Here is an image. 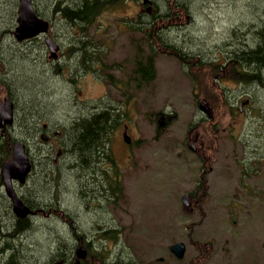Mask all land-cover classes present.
<instances>
[{
    "label": "rangeland",
    "instance_id": "rangeland-1",
    "mask_svg": "<svg viewBox=\"0 0 264 264\" xmlns=\"http://www.w3.org/2000/svg\"><path fill=\"white\" fill-rule=\"evenodd\" d=\"M52 1L58 3L61 0H34L37 9L43 14L51 13ZM151 1L154 2V0ZM183 1L190 6V22L182 32L183 34L185 32V36L175 38L176 42L174 43L184 51L209 52L205 55L214 56L220 55L225 49L230 51L234 48L240 49V44L243 43L248 47H253L258 41L257 35L254 33L264 29V0ZM64 2L67 5L66 0H63L61 4ZM141 2L142 0L139 2L128 0L123 4L111 7L109 12L100 17V21L96 25L102 30V34L98 35L109 40L106 44L110 48L107 52L108 57L105 59L108 64L105 65H109L113 61L114 63H123L122 71L116 68L112 73L125 82H128L127 79L133 66L135 44H141L140 37L142 36V34L131 33L126 22L127 18L137 19ZM156 2L164 4L165 0H156ZM17 5L18 0H0V56L10 66L7 71L10 74L11 88L17 99H20L22 106L31 98L39 100L35 107L43 110L47 120L44 121L42 115L39 119L31 118V122L48 123L55 128L68 127L70 120L76 116L74 106L76 104L73 101L77 92L73 83L67 84L59 75V65L71 61L78 64L80 54L69 59L67 49L79 41L81 34L74 27L66 28L62 19L55 20L53 24L57 38L62 42L67 53L58 62L42 60L37 51L39 40L18 43L12 36V31L16 26ZM145 14L143 18L146 17ZM257 23H260V27ZM97 47L100 49L99 44ZM164 52H168V54H164ZM23 56L30 58L22 59ZM178 59V55L160 48V55L155 63V79L141 91L131 88L133 99L129 103L123 104L127 114L124 116L121 126L112 136L110 144L112 154L109 156L111 163L119 167L115 172L112 169V176L117 177L124 188L122 196L124 202H121V198L119 199V204L124 206V211L118 210L116 220L120 223L117 224L126 228L125 243L140 247L135 248V257L142 258L143 255L144 262L176 264L170 259L167 262L164 259L165 261L162 263L158 261V258H169V246L174 242H184L187 247L184 264H202L195 260L197 246L195 243L199 244L212 237L217 243V247L222 246L223 250L217 264H264V196L250 193L249 188L243 187L237 181L238 172L234 168V150L237 146L228 141L231 132H223L227 121H222L221 128L215 134L207 128H202L200 123L191 130L199 118L205 115L196 104L199 99L208 101L206 105L210 115H226L225 118H227L232 113L231 107H220L223 106L222 103H218L220 106L214 108L208 93V89L214 87L213 92L218 93V99L224 97L225 92L221 91L222 88L219 89L220 84H214L213 78L219 73L228 77V71L224 74L220 72V69L214 71L208 67H199L190 71L193 73L192 77L190 72H187L186 66H182ZM50 67H54V74ZM77 71L78 73L83 72ZM109 72L99 71L97 74L105 78L107 73L108 80H110L112 73ZM12 75L15 82L18 80L30 81L28 86L34 88L30 91L31 93L18 88L19 85L12 81ZM260 77L264 82V73ZM88 84L85 82L82 86L80 98L88 101L89 104L80 106L81 109H89L90 112L98 111L101 108L94 104L102 101H109L119 104L118 107L121 106L124 97L116 88L109 86L110 90L107 93L106 87L107 95L103 97L105 83L97 84L93 88ZM224 84L229 86L225 91L236 105L235 99L240 95L238 88L231 90L235 85L229 81ZM256 92L259 94L257 100L264 105V84L257 86ZM167 115L174 117L170 123L165 122L168 120ZM124 125L129 126L128 134L132 139L131 144H127L123 140ZM159 126L164 127L163 130H160L162 131L160 134ZM13 132H18V130ZM65 139L66 137L63 140L65 141ZM68 143L65 141L67 151L69 150ZM192 143L197 146L195 151L189 148ZM50 149L51 144L43 147L45 152ZM54 151L52 150L53 156ZM66 156V159L57 165L62 168L57 181L60 195L64 196L62 204L67 206L65 207L68 212L82 215L80 218L82 225L80 228L76 227L79 229L75 230V233L98 242L101 239L100 235H104V233L98 231L91 233L94 226L91 210L87 211L86 216L81 214L84 206L79 211L77 208L78 198L75 197L80 195V182L82 185L85 184L84 181L88 180V175L76 167L79 159L75 160L74 164L77 165L74 169H69L68 164L72 163V158L71 155ZM206 157L209 159L208 166L213 167V172L208 178L212 187L208 191L210 198L197 203L198 208L205 213L200 216L197 213L198 210L195 209L191 213L190 206L184 207L181 197L196 186L198 177L194 173L197 172L196 168L199 164L205 162ZM36 158H39L38 154ZM191 164L196 168L190 167ZM106 168H109V165H106ZM224 169L227 171H220ZM42 172L43 166L38 165L37 177L40 178V181H44ZM40 181L33 184L36 189L34 194H38L34 198L38 202L42 201V209H46L45 204L52 194L48 195L41 191L53 184L47 183L43 186ZM256 186L264 188L260 184ZM86 187L84 189L83 186L84 191L93 195L92 193L95 192L93 185ZM27 188L21 189L27 191ZM251 189L255 190L253 187ZM89 203L91 204V202ZM1 214L6 217L5 220L11 226V231L14 230V218L5 211V208L1 209ZM234 216L237 218L235 223L231 222V218ZM99 219L95 222H98ZM56 226L58 225L54 218L46 216L43 212L30 217L28 229L33 230L20 237V242L23 244L22 250L25 249V246H29L33 250V252H29L30 257L27 264H46L47 260L59 255L56 253L60 250L61 241L55 243V237H60L64 245L74 244L77 237H71L62 224L61 227ZM192 227L194 228L191 229ZM84 230L89 234H84L82 232ZM125 243L119 238L116 254L113 256L115 259L113 264L124 261L123 257L129 253ZM74 249L68 250L66 255L68 264L72 262L71 253ZM94 251L97 253L99 249Z\"/></svg>",
    "mask_w": 264,
    "mask_h": 264
},
{
    "label": "trees",
    "instance_id": "trees-1",
    "mask_svg": "<svg viewBox=\"0 0 264 264\" xmlns=\"http://www.w3.org/2000/svg\"><path fill=\"white\" fill-rule=\"evenodd\" d=\"M62 1L63 0L59 1L58 3L52 1L53 8L51 9V13L46 12V14L45 13L43 14L39 10L38 12L42 16L50 19L52 34L54 36L57 35L53 22L55 20H61V19L64 21V25L66 28L74 27L78 30V33L81 34L79 41L75 42L70 46L69 49H67L68 50L67 57L69 59H71L74 56H78L80 54L79 55L80 64L79 63L74 64V66L76 67L80 66V71H84L81 70V68L85 69V68H93L95 66H98V64L101 61V58L106 53V49L103 47L102 42L98 38H96L98 34H102V30L100 27L99 29L101 31L95 30L97 19L100 16V14H102L106 9L109 10L111 7H114L118 4H122L124 1H128V0H66L67 5L65 4V2L61 4ZM134 1L138 2V0H134ZM174 1H176L177 3H183V4L185 3L183 0H174ZM127 21L129 23V27L136 32L137 31L141 32L142 27H144L145 29V31L143 32V36L140 38L141 44L135 45L134 48V59L137 62L135 63L133 68V72H134L133 75L135 77H137L138 75L139 79L147 85L155 79L156 68L154 61L156 54L159 51L157 47L160 45L163 46L164 43L163 42L158 43V41L156 40L154 33L151 30L152 26L150 22L147 21L144 22V24H141L138 22L132 23L131 19H128ZM257 24H259L258 27H260V23ZM146 29L148 30L146 31ZM87 35H89V37H86ZM254 35H257L256 39L258 40L255 46L248 47V45L243 43L240 44L239 47L240 49L234 48L232 51L244 50L248 52L247 54L242 55V57L240 58L241 63L239 64V66L251 67L250 69L253 71V73L252 75H247V76H244V74L239 73L241 80L245 81L246 83L248 82L251 83L253 81H256L257 86H262L263 84L260 82H263V80L262 77L260 76L261 74L264 73V29L262 28V31H257L256 33H254ZM254 35L252 37L253 39H254ZM95 42L99 45L101 44L100 49L97 47V44ZM178 46L179 45L177 44L167 45L169 50L176 53H178L180 50ZM37 48H38L37 51L39 53L38 55L41 56L40 59L50 61L47 57L46 47L44 46L41 40H39V47ZM67 50L65 51V53H67ZM225 50L231 52L228 49ZM192 52L193 54H190L189 57L181 59L183 66L184 67L186 66L187 72H190L191 70L199 67L200 68L208 67L209 69L211 68L215 71V69H219V67L222 65L220 61H223L226 63L225 67L228 69V74L230 75V77L234 79V75L236 76L237 72L236 73L234 72V68L237 67V65L234 64L233 61L235 59L234 57L228 55L227 58L226 57L216 58L212 55L206 57L205 54L201 55L198 54L199 52L197 53L194 51ZM204 56L206 57V59L204 58ZM21 58L27 59L30 57L23 56ZM8 67L10 66L7 65L6 61L0 56V95L1 96L6 95L10 99H12L15 103V110H16L15 113L16 117L14 124L12 126L7 127L5 131L0 129V204H1L0 208L1 209L5 208V211L9 213L10 216L15 220L13 224L14 230L11 231V226L5 220L6 217H4L3 214H1V209H0V264H25V263L27 264L30 257L29 252H33V250L31 249V247L29 248V246H25V249L22 250L23 244L20 242V237L25 236V233L28 234L30 231L33 230V229L32 230L28 229L30 225V217L32 215L24 218H18L13 213L11 201L7 197L3 188V182L1 178L2 165L5 161L11 159L13 143L17 140L24 141L27 144V150L30 153V158L32 161V172L29 175L27 182L25 183V185L22 186V188L33 186L30 189L29 194L34 197H37L38 195V194H34L36 192L34 185L35 183L40 181V178L38 179L37 177L38 165L43 166L42 177L44 181H40V183L43 186H45L47 183L53 184L49 188H44L41 191L42 193L45 194L47 193L48 195L49 194L55 195L60 193L57 181L60 178L62 168L54 164L52 148L46 152L43 150L45 144H43L38 137V132H40L41 123H39L38 121L35 123L31 122V118L36 117L39 119L42 117V115L44 116L43 110L35 107L36 104L39 103V100L35 98H31L26 103L27 105L25 104L24 106H22L20 104L21 101L20 99H17L9 82L10 74L7 71ZM50 68L53 71L54 67H50ZM85 70L87 71V69ZM73 71L74 70H72L70 73L72 74ZM61 73L62 72L59 71L60 76ZM55 74H57L56 71ZM189 74L193 77L192 72H190ZM12 78H13L12 81L19 85L18 88L23 89L25 92L31 93L30 91L34 89L28 86L30 81L22 82L21 80H18L16 78L18 82H15V78L13 75ZM213 89L214 87H210L208 89V93L211 98V102H213L214 108L216 106H220L218 103L223 104V106L220 107H227V106L231 107L230 105H228L229 101L226 100L227 98L223 97L222 99H218L219 95L218 93L213 92ZM123 95H125V93ZM131 98H132V94H130L129 97H127L126 102H129ZM228 98L229 100L231 99V97ZM86 104H89L88 101L82 103L81 105H74L76 108L75 110L76 116H74L70 120V124L68 127L62 128L63 136H64L63 138L66 137L65 141L69 142L67 144L69 150L67 151L66 147H64L65 153H67L65 154V156L71 155L72 158L71 159L72 163L68 164V168L74 169L75 165L78 164L76 167L82 169L84 172H86L85 174L88 175L87 177L88 180L84 181L85 185L84 184L82 185L81 184L82 182H80V186H79V188L81 189L80 195H91V193L88 194L87 192L84 191L85 186L88 187L91 185H93V188L95 190V192L92 193L93 195L98 193L101 194L111 193L112 195L122 194L123 185L121 184L119 179L115 176H112V173H109L106 168L101 169L100 166L102 164H105L110 154H112L111 146H110L112 141V136L116 131V129H118L121 126L122 122L124 121V116L127 114V112L124 110L123 103H121V106L118 107L119 104H115V103L113 104L109 101H102L100 103L94 104V105H98V107L101 108L98 111H94V112L93 111L90 112L89 109L85 110L80 108V106ZM168 116L169 115H167L168 120H166V123H170L171 119L172 118L174 119L173 116L171 117ZM163 129L164 127L159 126L158 128L159 134L162 133V131L160 130ZM14 130H18V132H13ZM37 154L39 155V158H36ZM76 159H79V162L77 164H74ZM101 161L103 162L100 163ZM112 169L113 172H115L119 169V167L116 164H112ZM91 178L93 179L91 180ZM108 180L111 181V184H108ZM94 181H97V183H94ZM20 194L24 202L27 205H29L32 209H34L32 205L33 201L29 199L31 196L30 195L28 196L27 191L22 190ZM82 205L85 206V203H82ZM90 210L91 207L86 211H90ZM109 234H110L109 232L104 233L105 236H108ZM29 244L31 245V243ZM32 244L36 245L35 243ZM56 257L64 258L65 261L67 260V257L63 255H57L52 259H55ZM32 260H34L35 262L37 261L36 259H32Z\"/></svg>",
    "mask_w": 264,
    "mask_h": 264
},
{
    "label": "flooded vegetation",
    "instance_id": "flooded-vegetation-1",
    "mask_svg": "<svg viewBox=\"0 0 264 264\" xmlns=\"http://www.w3.org/2000/svg\"><path fill=\"white\" fill-rule=\"evenodd\" d=\"M163 6V7H162ZM140 10L137 14V19H133L132 22H138L141 24H144L145 15H148V18H151L152 22V32L154 33V36L158 43H164L163 46L167 47V45H173L176 44L175 38L185 36L182 33L185 31L187 25L190 22V6L187 2L183 3H177L176 1L172 0H165L164 4H160L154 0L153 6L151 10H147L143 4L139 5ZM145 31L144 27L141 28V32L143 33ZM143 35V34H142ZM56 37V40L58 41L60 45V51H59V59H63L66 55L64 45L62 42ZM101 40H104L103 36H101ZM106 42H109V40H105ZM161 46V45H160ZM159 46V47H160ZM180 49L178 53L173 52V54L178 55L180 59L189 57L190 54H193L192 51H184L180 46H178ZM208 52L202 53L199 52L198 54H207ZM164 54H168L164 52ZM247 54V52H244L242 50L237 51H226L223 50L220 55H214V57L222 58V57H228L232 56L235 59L234 64L237 65V67L234 68V72L236 76L234 75V79L230 78V75L228 77H224L223 75H220V73L213 78L214 84L216 85L219 83L220 87L222 88V92H225L226 94V87L229 88V86L225 85L224 82L229 81V83H233L235 87L231 89L238 88L239 90V96L235 99L236 100V109L233 111V114H230L226 117L225 116H216V115H209L205 114L202 115L199 118V121L195 123L194 126L191 127V130L195 129L197 127V124L200 123L201 127L207 130H211V133H216L220 128L222 121H227V125L225 128H223V132H231L230 137L228 136V141L231 142L232 145H236L235 147V156H234V168L238 172V183L241 184L243 187L246 186L249 188L248 190L250 193H258L261 196H264V188L260 186H256L257 184L264 186V105H262L257 99H259V94H257V86L254 85L256 81H253V83H246L245 81L241 80L239 73L244 74V76L252 75L253 71L250 69L251 67H240L239 64L241 63L240 58L242 55ZM228 55V56H227ZM207 57V56H206ZM204 56V58L206 59ZM58 60H56L58 62ZM143 62V61H142ZM79 63V62H78ZM80 64V63H79ZM61 76L66 81L67 84H74L76 89V98L74 99V104L81 105L85 101L80 98L82 94V86L84 83H89L88 86L95 87L97 84H103L113 86V83L108 80L107 73L105 75V78H102L98 76L99 71H105L112 73L114 66V61L109 63V65H102L100 64L98 67L95 66L93 68H85L87 71L83 68L81 70H84L83 73H79L80 66L76 67L74 66V63L67 62L64 64L59 65ZM226 63L222 61V65L220 66V72L224 73L228 71V69L225 67ZM83 67V66H82ZM70 72L72 70L73 73L71 76L69 75L68 71ZM119 70V69H118ZM112 76V74H110ZM128 80V79H127ZM260 82V81H258ZM264 84L263 82H260ZM125 84V83H124ZM131 87H137L138 90H142L144 87L143 81L137 77L135 80L131 79L130 84ZM106 87V86H105ZM80 90V92H79ZM228 96V95H227ZM234 100V101H235ZM246 100V102H243L241 104V101ZM201 101L198 100L196 104L198 105ZM219 119V120H218ZM46 124V127L43 128V132L48 136V143L50 142L52 145H55L56 148L60 147L62 148V155L60 158L64 157L63 160L66 159L65 156V141H61L63 136L62 128H55L54 126H50L48 123ZM216 138L218 136L216 135ZM64 139V138H63ZM194 144V143H192ZM191 145V144H190ZM196 146V144H195ZM190 148V147H189ZM197 148V146H196ZM203 154H205L203 152ZM59 158V159H60ZM62 160V161H63ZM208 157L205 158V162H201L199 166L196 168L192 164L190 167H194L197 169V172L194 173L198 177L196 179V186L190 190L189 192H185L189 195L190 200L192 202V209H190V212L193 213L194 210H198L197 213L200 214V216L205 215L203 210H200L197 206V203L208 200L210 198V195L208 192L209 189L212 187L209 184L208 178L209 175L213 172V167L208 166ZM101 161L100 163H102ZM105 162V161H104ZM106 165H109V168H106ZM100 168H106L109 173L112 172V165L109 161H107L105 164H102ZM227 169H229V166H227ZM221 172H226L227 170H220ZM18 187V184H16V188ZM254 188L255 190H252L251 188ZM260 189H263L262 191H259ZM78 198L79 204L77 205L78 210L80 211L82 209V203L85 202L84 210H82L81 214H84L86 216L87 209L91 207V214H92V220L94 221V226L92 227L93 232H100V233H107L110 234L108 236L100 235V241L101 244H97L94 239L91 238H84L82 236H78L79 234L75 233V230H78L81 225L82 221L80 222V218L82 215L80 214H74L70 213L66 210V205L64 203L62 204V199H64L63 195L55 194L49 197V201L45 204L46 209H42V202L41 207L37 210L32 209L29 205V207L34 212H43L46 216L52 217L55 220V223L58 226H61V224L68 228L72 234H74L76 238V242L73 245H64L60 237H55L56 241L55 243H60L59 246L60 250L56 253L59 255L66 256L68 253V250H73V264L75 263V252L78 248L83 247L87 251V257L85 259H82L79 264H113L115 259L113 258L117 246H118V240L119 237L126 242L125 240V229L122 226H120L117 223H120L116 220V217H118L117 212L118 210L120 212L124 211V206L122 204H119L118 201L115 203L116 200H118L119 196H114L111 193L109 194H95V195H78L75 196ZM121 197V202H124ZM91 202V204L89 203ZM66 206V207H65ZM76 204L73 205L75 208ZM196 207V208H195ZM237 208V206H235ZM78 212V211H77ZM37 213V214H38ZM101 218V219H99ZM97 219L98 222H95ZM237 218L234 216L231 218V222L235 223ZM15 222V221H14ZM13 222V223H14ZM60 223V224H59ZM56 226V227H58ZM79 226V228H76ZM111 226V227H110ZM198 226V225H197ZM192 227L191 229H193ZM95 229V230H94ZM113 229V230H112ZM84 234H88V231H82ZM91 231V233H93ZM82 235V234H81ZM112 235V236H111ZM88 236V235H87ZM154 240V239H153ZM217 243L214 241L212 237H209L208 240L203 241L198 244V242L195 243L196 246V254H195V260L196 262H201L202 264H217L219 261V258L223 254L222 246L217 247ZM69 246V248H68ZM103 246V247H102ZM125 246L129 253H127V256L123 257L124 261H121L119 263L115 264H154L151 262H144V257L142 255V258H136L135 257V250L137 248H140L139 246L134 247L133 245H129L125 243ZM194 246V245H193ZM102 247V248H101ZM68 248V249H67ZM101 251L95 252L94 250L99 249ZM136 248V249H135ZM154 249V248H153ZM187 250V248H186ZM89 257V259H87ZM146 257V256H145ZM166 260V259H165ZM164 259L161 260V258H158L159 262H164ZM167 261V260H166ZM67 263V260L65 262Z\"/></svg>",
    "mask_w": 264,
    "mask_h": 264
},
{
    "label": "water",
    "instance_id": "water-1",
    "mask_svg": "<svg viewBox=\"0 0 264 264\" xmlns=\"http://www.w3.org/2000/svg\"><path fill=\"white\" fill-rule=\"evenodd\" d=\"M148 2L149 0H144L145 4ZM17 13V26L13 31V35L18 41L31 39L48 32L49 22L37 15L33 6V0H19ZM46 44L51 52L50 57L57 58V51L59 49L57 43L54 40L47 38ZM200 108L204 112H207V108L204 103H200ZM14 117L15 110L12 100L8 97H5L4 100H2L0 97V128L5 129L7 126L12 125ZM124 137L127 142L130 141V137L127 134V127L124 131ZM42 139L46 141L47 138L45 135H42ZM191 147L195 149L194 145H191ZM60 152L61 150L59 149L55 156V160H57ZM31 168V161L26 151L25 143L22 141H16L13 145L12 158L3 164L1 175L6 194L12 201L13 212L20 217H25L31 212V210L16 193L13 181L17 180L20 183H25L26 177L31 171ZM182 201L185 206L190 205L189 196L187 194L183 196ZM170 249L177 257L182 258L184 256V243H176L172 245ZM86 255L87 253L84 248L80 247L77 249L76 264H79V260L85 258ZM63 262V260H59L51 264H63Z\"/></svg>",
    "mask_w": 264,
    "mask_h": 264
},
{
    "label": "bare ground",
    "instance_id": "bare-ground-1",
    "mask_svg": "<svg viewBox=\"0 0 264 264\" xmlns=\"http://www.w3.org/2000/svg\"><path fill=\"white\" fill-rule=\"evenodd\" d=\"M167 1H168V0H167ZM162 7H163V6H162ZM248 83H249V82H248ZM252 83H253V82H252ZM45 120H47V118H45V116H44V121H45ZM42 121H43V119H42ZM65 127H66V126H65ZM112 132H113V131H112ZM2 134H3V133H2ZM22 137H23V136H22ZM36 139H37V138H36ZM32 145H33V144H32ZM38 149H39V148H38ZM40 150H41V149H40ZM103 152H104V151H103ZM33 155H34V154H33ZM47 166H48V165H47ZM41 169H42V168H41ZM57 171H58V170H57ZM47 174H48V173H47ZM84 185H85V184H84ZM32 187H33V186H32ZM32 187H31V188H32ZM31 188H29V189L27 190V194H28V196L30 195L29 193H30V189H31ZM55 190H56V189H55ZM78 194H79V193H78ZM30 196H31V195H30ZM2 198H3V197H2ZM35 198H36V197H35ZM35 198H34V196H31L29 199L33 201V204H32V205H33V208L37 210V209H39V208L41 207V202H42V201H41V202H38V201H36ZM2 203H3V202H2ZM6 205H7V204H6ZM0 206H1V204H0ZM4 207H5V206H4ZM29 208H30V207H29ZM0 209H1V208H0ZM30 210H31V212H30L28 215H26L25 217L30 216V215H32V216L37 215L38 212H34L31 208H30ZM15 216L18 217V218H24V217H20V216H18V215H16V214H15ZM92 221H93V220H92ZM60 227H61V226H60ZM62 228H64V227H62ZM64 229H66V231H67L68 233H70L71 237H72V236H75L74 234L71 233V231H70L68 228L65 227ZM60 230H61V228H60ZM88 230H89V229H88ZM94 230H95V229H94ZM84 231H85V230H84ZM63 232H64V231H63ZM86 232H87V231H86ZM92 232H93V230H92ZM68 233H67V235H68ZM95 233H96V231H95ZM64 234H65V233H64ZM88 234H89V233H88ZM62 235H63V234H62ZM70 235H68V236H70ZM80 236H82V235H80ZM91 237H92V236H91ZM94 237H95V235H94ZM96 238H97V237H96ZM68 239H69V238H68ZM73 239H74V238H73ZM73 239H72V240H73ZM65 241H66V240H65ZM73 241H74V240H73ZM96 241H97V240H96ZM68 242H69V241H68ZM75 242H76V238H75ZM75 242H74V244H75ZM69 243H70V242H69ZM71 243H72V242H71ZM97 243H98V242H97ZM98 244H99V243H98ZM70 245H71V244H70ZM102 247H103V246H102ZM99 251H100V250H99ZM115 254H116V253H115ZM46 257H47V256H46ZM44 259H45V258H44ZM64 261H65V260H64ZM42 262H43V261H42ZM65 262H66V261H65ZM40 263H41V262H40Z\"/></svg>",
    "mask_w": 264,
    "mask_h": 264
}]
</instances>
